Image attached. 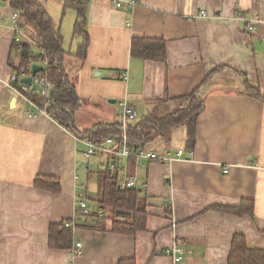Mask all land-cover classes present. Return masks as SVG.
<instances>
[{
  "label": "crops",
  "instance_id": "crops-1",
  "mask_svg": "<svg viewBox=\"0 0 264 264\" xmlns=\"http://www.w3.org/2000/svg\"><path fill=\"white\" fill-rule=\"evenodd\" d=\"M85 1L90 43L83 60L75 55L82 36L75 52L73 44L69 50L64 47L66 20L74 29L77 11L66 10V0L47 1L57 13V24L54 12L41 1L63 36L71 82L68 65L77 59L68 56L80 61L76 87L81 108L75 113L80 131L99 123L78 122L82 99L95 111L104 109L106 99L124 100L137 118L140 110L145 117L166 99L165 114L185 106L183 97L220 66L243 72L264 93V24L249 34L236 17L244 11L248 18L264 21V0H135L133 7L123 8L114 0ZM202 10L213 17L199 16ZM13 11L7 0H0V15L9 18ZM5 25L0 26V264H118L133 256L136 264H173L166 250L176 242L184 249L179 264H227L236 233L244 234L251 247L264 249V99L244 94L243 79L231 69L200 91L205 109L197 119L194 160H119L120 181L139 178L149 212L145 230L128 235L112 232L110 226L80 228L74 231L73 247L82 242L81 254L49 248L50 224L74 217L76 195L84 184L80 173L86 167L82 169L85 145L55 119L30 117L28 104L7 85L16 51L14 33ZM133 37L166 39V62L133 57ZM114 116L105 121L115 122ZM183 128L179 147H185ZM173 146L163 140L150 144L161 153ZM39 174L59 177L62 192L36 188ZM245 199L254 202L252 216L222 210Z\"/></svg>",
  "mask_w": 264,
  "mask_h": 264
},
{
  "label": "trees",
  "instance_id": "trees-1",
  "mask_svg": "<svg viewBox=\"0 0 264 264\" xmlns=\"http://www.w3.org/2000/svg\"><path fill=\"white\" fill-rule=\"evenodd\" d=\"M14 11H18L26 27L29 29L33 44L26 42H15L13 39V50L16 51L14 60L10 62L14 71L30 61L44 64L47 67L44 73L54 84V91L51 95L49 112L64 127L77 133L82 138H90L101 141L107 137L119 139L123 135L124 128L120 121L99 122L90 128L80 131L76 127L75 113L81 108L80 96L77 87L70 81L68 72L64 66L68 52L63 47V36L60 30L56 29L54 22L47 9L40 0H7ZM66 10L73 8L78 13V20L74 26L75 35L83 37L76 56L86 59L90 43L87 31V2L85 0H66ZM131 55L143 60L166 62L167 40L164 38L133 37L131 43ZM231 69L244 81L243 93L264 99V93L252 86L243 72L232 67H217L208 73L203 82L190 94L184 96L186 105L172 112L165 113L162 103L166 99L158 101L151 111L140 121L128 124L126 133L129 147L133 152L139 149L153 150L150 147L155 141L171 142L173 130L179 127H186L187 135L184 146L193 148L196 143L197 119L205 109V102L200 96L201 89L211 82L217 75ZM17 86L18 83L16 84ZM40 101H44L40 99ZM169 147V146H168ZM155 151V150H153ZM133 159L134 155L129 159ZM135 159V158H134ZM99 175V194L97 198L98 212L110 210L104 220L92 213L89 221L79 224L80 228L87 230H105L106 219H111V226L108 230L115 233L135 235L147 227L149 212L147 203L139 191V187H119L118 173L110 174L108 171L93 170L87 175ZM36 188L52 193L62 192V181L59 177L48 174H39L34 179ZM255 205L253 200L245 199L238 207H223L222 210L239 215L254 214ZM117 210L131 212L129 216H116ZM106 213V212H105ZM71 219H63L60 222H53L49 226L48 246L51 249L69 250L74 243V230L67 228L65 223ZM118 264H136L135 257L121 259ZM227 264H264V249L251 247L242 233H236L232 239L231 249Z\"/></svg>",
  "mask_w": 264,
  "mask_h": 264
},
{
  "label": "built area",
  "instance_id": "built-area-1",
  "mask_svg": "<svg viewBox=\"0 0 264 264\" xmlns=\"http://www.w3.org/2000/svg\"><path fill=\"white\" fill-rule=\"evenodd\" d=\"M114 2L118 8H123L125 5L133 7L136 4L135 0H127L126 3H124L123 0H114ZM199 16L213 17L203 10L200 11ZM10 17L12 21L10 24L5 25V23L3 24L4 18L0 15V26L5 25L13 31L15 42L33 44L34 40L19 12L13 11ZM236 17L244 24L245 31L249 34L253 33L259 24H264V21L260 18H248L244 11H238ZM261 40H264V38L262 37ZM34 65L43 66V69L35 75L33 74ZM47 65V62L42 64L30 61L28 64L21 66L17 71L13 70L7 81V85L17 92L25 100V103L28 104L29 108L27 113L30 117L48 116L55 119L49 112L54 84L48 78L47 74L44 73V69ZM27 77L32 78L30 83L23 82V79ZM124 78L126 79L127 75H124ZM17 83L19 86L16 85ZM40 99H43L44 101H40ZM120 104L124 107L120 120L124 132L119 139H116L115 137H107L104 140L96 141L90 138H81V142L85 145V149L81 152V155L88 161L93 157L98 159L96 160L98 171H108L110 174L118 173V171H120L119 160L133 155L138 159H146L148 161L160 163L172 162L177 159L188 161L194 160L195 150L186 147H172L164 153L148 149H139L137 152H133L129 147L126 129L129 123L137 120V112L131 106H128L126 102ZM84 169L87 174L92 171L90 165L86 166ZM225 172H227V169H225ZM143 185L146 186L147 184L143 183ZM138 186L139 178L136 176L126 177L119 183V187L121 188ZM80 189L82 191L76 195L74 217L71 221L65 223L67 228H72L74 231L80 229L79 224L88 222L89 217L94 213L91 211L88 201L86 200V198H89L87 185L85 183L82 184ZM95 215L99 220H104L107 214L103 211H97ZM71 250L72 254L75 256L81 254L82 242H77ZM166 255L172 257L173 264H179L184 259V249L178 242H176L172 247L166 250Z\"/></svg>",
  "mask_w": 264,
  "mask_h": 264
},
{
  "label": "rangeland",
  "instance_id": "rangeland-1",
  "mask_svg": "<svg viewBox=\"0 0 264 264\" xmlns=\"http://www.w3.org/2000/svg\"><path fill=\"white\" fill-rule=\"evenodd\" d=\"M41 1L49 8V10L51 12H54L53 16L55 17L56 23L59 24L60 20L59 21L57 20L58 19L57 13L51 8L50 3L47 5V1H51V0H41ZM68 13L70 14L71 12L68 11ZM61 15H62V11H59V19H61ZM1 16L4 18L3 24L4 23L6 24V22H8V21H12L11 17L6 18L3 15H1ZM68 20H69V17L66 20L67 24H66V27H64V32H63V34L65 35L64 36V38H65L64 47L67 50H69L70 44H73L71 51L75 52L77 50L78 44L82 41V38L79 35H75L73 25L70 24V21L68 22ZM6 25H8V24H6ZM68 57H74L77 59L75 61V63L68 65V69H69V72L71 74L72 82H74V84L79 87L80 75H79L78 71H76V69L78 66V62H80V61L75 56L69 55ZM82 100H83L82 102L84 103V109H83V113L80 114V116L78 118V122H81L82 120H85V122H102V121L107 122V121H105V118H107V116H109V115H112V116L116 115V116H114L115 121L121 120V115L123 113L124 107L120 103H123L122 101H124V100L119 99L118 103H111L110 99H108V100L106 99L104 101V106H105L104 109H97L98 111L92 110V106L90 105V103L87 102L85 99H82ZM128 106H130V105H128ZM167 112H170V111H167ZM144 114L145 113L142 110H140L139 117L134 122L140 121L143 118ZM184 131H185L184 128L181 127V128L176 130L175 134H174V132L171 134V135H173V137H171L172 142L174 143V145H176V146H173V148H177V147H179V145L183 144ZM166 147H164V148H166ZM96 160L97 159L95 157H93L89 161H90L91 169L97 173V163H96L97 161ZM87 161H88L87 159H85V161L82 160V162H83L82 163L83 164L82 169L85 166H87ZM80 176H81L83 182L88 187L87 192H88L89 198H86V200L88 201V205H89L91 211L96 212L97 208H98V202L96 200L98 198L99 189H100L99 188L100 187L99 175L94 173L93 175L89 176V175H87V173L85 171L83 172V170H82L80 173ZM120 178L123 179V175L120 176ZM105 212L107 215H110L109 209H106ZM107 226H111V225L108 223Z\"/></svg>",
  "mask_w": 264,
  "mask_h": 264
},
{
  "label": "water",
  "instance_id": "water-1",
  "mask_svg": "<svg viewBox=\"0 0 264 264\" xmlns=\"http://www.w3.org/2000/svg\"><path fill=\"white\" fill-rule=\"evenodd\" d=\"M43 69V66L42 65H34L33 67V74L35 75L37 72L41 71ZM32 81V78L31 77H27L25 79H23V82H26V83H30ZM110 102L111 103H116V99H110ZM131 215V212L129 211H125V210H117L116 211V216L117 217H120V216H129Z\"/></svg>",
  "mask_w": 264,
  "mask_h": 264
}]
</instances>
